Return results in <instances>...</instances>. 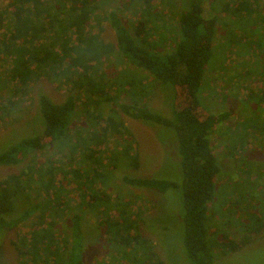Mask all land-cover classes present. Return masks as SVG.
<instances>
[{"label":"trees","instance_id":"trees-1","mask_svg":"<svg viewBox=\"0 0 264 264\" xmlns=\"http://www.w3.org/2000/svg\"><path fill=\"white\" fill-rule=\"evenodd\" d=\"M95 1L11 0L7 5L9 13L0 12V27L7 25L3 51L12 58L9 79L27 85L35 71L55 65L61 67L66 62L65 71L70 68L74 71H62V75L76 90L62 103H54L39 94L38 113L44 120L42 133L15 142L0 152V166L17 165L32 152L43 151L48 146L56 147L58 151L65 148L69 152V155L64 154L67 157L65 165H56L52 161L45 169L43 166L35 172L31 166L0 179V231L15 229L33 218L27 234L18 236L12 243L22 264L24 261L27 264H84L80 207L85 204L96 213L107 214L100 222L104 231L102 236L111 247H120L117 249L118 253L121 252L119 264H158L147 239L140 234L142 218L138 211L122 204L118 207L117 203L111 202L106 190L102 174L106 160L101 154L104 152L106 157L109 154L105 149L110 138L123 140L125 137L127 143L131 139L129 130L118 119L120 112L147 125L161 126L176 135L182 174L186 253L192 264H212L214 253L226 255L234 252L240 244L233 242L226 232L214 231L210 226L216 205L212 203L216 178L221 173L210 137L213 128L225 117L223 114L205 115L206 109L201 105L199 94L215 50L216 13L253 14L255 9L251 4L258 3V0H239L233 5L226 0L221 9L222 0H179L175 28L168 37L158 36L156 40V29L159 26L161 30L165 29L166 24L156 8L163 7L172 13L176 0H133L138 12L134 31L129 30V22L127 25L122 22L116 12L108 14L115 44L103 43L98 34L89 30L90 19L97 17ZM259 11L263 12L260 18L263 20L264 10ZM158 18L160 25L156 22ZM168 43L169 50L165 48ZM113 55L148 73L161 87L172 88V115L165 118L151 111L142 102V97L148 94L147 85L142 86L140 79L132 78L127 81L126 90V94L133 97L130 104H117V109H112L105 119H101L103 125L100 129L92 126L85 137L77 134L72 137L70 128L81 95L97 106L110 102L109 85L103 84L105 77L99 70ZM261 96L263 98L264 94ZM5 112V107L0 105V123ZM127 143L124 155L128 156L131 166L138 168V155L129 153ZM111 155L108 160L113 159ZM122 181L131 187L158 192L178 186L173 181L153 178L124 176ZM34 182L40 183L39 192L45 201L28 205L9 219L8 216L15 213L18 201L30 199L29 191ZM64 182L72 185V191L76 192L79 203L75 208L67 200L75 198L70 194L68 198L63 196L64 191L69 190ZM72 209L74 212L67 222L71 232L67 235L59 229V222ZM112 212L116 219L111 221ZM250 221L257 224L255 229L251 227L250 230ZM245 224V231L251 233L264 230V220L249 212Z\"/></svg>","mask_w":264,"mask_h":264},{"label":"rangeland","instance_id":"rangeland-1","mask_svg":"<svg viewBox=\"0 0 264 264\" xmlns=\"http://www.w3.org/2000/svg\"><path fill=\"white\" fill-rule=\"evenodd\" d=\"M10 1L0 0V12L9 13L7 5ZM225 1H221L220 9ZM237 1L230 0L232 5ZM134 4L136 2L133 0H96L97 17L90 19L89 30L98 34L103 43L115 44V34L108 14L116 12L122 22L126 25L129 22V30L134 31L138 19L137 5ZM251 5L255 9L253 14L216 13L218 31L214 39L215 50L210 61L212 64L205 74V82L203 80L205 85L199 94L201 105L206 109L205 115L223 114L225 117L223 122L213 128L210 137L221 168L215 183L216 192L212 203L216 205L210 226L214 231L226 232L233 242L240 244L234 252L226 255L214 253L212 264H264V230L259 233L254 230L253 233L245 231L248 212L264 220V97L261 96L264 94V19H260L263 12L259 11L264 10V0ZM179 7L180 1L176 0L172 13L163 7L156 8L166 24L165 29L161 30L160 26L156 29L155 40L158 36L168 37L171 29L175 28V15ZM156 22L160 25L159 18ZM6 28L7 25L0 27V105L6 109L0 123V152L15 142L42 133L44 120L38 113L39 94L47 96L54 103H62L68 94L76 92L62 75V71L68 67L66 62L61 67L55 65L35 71V76L27 85L9 79L12 58L3 51ZM45 41L47 44L48 40ZM165 48L171 49L169 43ZM68 71L72 73L74 69ZM99 72L105 77L103 84L109 85L110 102L97 106L81 95L70 128L72 137L76 134L85 137L92 126L100 129L102 120L112 109H117V104H130L133 97L130 93L126 94V90L127 81L132 78L140 79L139 84L148 87V94L142 97V102L154 113L165 118L171 117L172 88L166 85L161 87L151 80L148 73L116 55L103 63ZM118 117L129 130L131 139L127 143L125 137L123 140L112 137L105 149L109 154L107 157L104 152L101 154L106 160L102 174L111 202L117 203L118 207L122 204L138 211L142 218L139 223L140 234L147 239L150 250L156 256L153 259L158 264H192L184 245L182 174L176 135L161 126L147 125L120 112ZM126 143L130 145L129 153L138 155V168L131 166L128 156L124 155ZM64 154L69 155L67 149L58 151L53 146L32 152L17 165L0 166V179L31 166L35 172L43 166L45 169L52 161L56 165H65L67 157ZM110 155L114 157L108 160ZM66 168L68 170V166ZM89 174H92L91 171ZM124 176L168 180L178 186L166 192H158L126 185L122 181ZM57 178L61 179L60 176ZM64 185L69 190L64 191L63 196H73L75 199L67 200L75 208L79 203L76 192L72 191V185L66 182ZM39 191L40 183L34 182L29 191L30 199L18 201L15 213L8 218L15 217L28 205L43 203L46 198ZM73 210L67 212L59 222V229L67 235L71 232L67 222ZM80 214L84 264L121 263L118 260L121 252H117L120 247H111L102 236L104 231L100 222L106 219L107 214L96 213L85 204L80 207ZM111 216V221L116 219L113 212ZM31 222L33 218L15 229L0 231V264H22L12 243L18 236L27 234ZM250 223V230L251 227L255 229L257 224L253 221Z\"/></svg>","mask_w":264,"mask_h":264}]
</instances>
